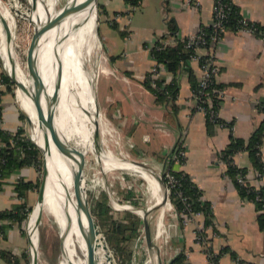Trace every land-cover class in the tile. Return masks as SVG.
Here are the masks:
<instances>
[{
    "label": "crops",
    "instance_id": "1",
    "mask_svg": "<svg viewBox=\"0 0 264 264\" xmlns=\"http://www.w3.org/2000/svg\"><path fill=\"white\" fill-rule=\"evenodd\" d=\"M231 1L246 20L264 25V0ZM214 2L139 0L137 5L125 0L100 2L106 17L108 63L95 83L99 112L118 130L122 139L120 148L140 158L141 168L158 167L162 174L168 170L184 173L210 208L208 217L200 214L183 225L180 212L170 199H165L164 204L168 201L170 208L157 227L158 210L166 204L145 211L148 226L151 217L155 226L152 236L149 227L153 247L146 245L156 251L160 264H172L177 256H182V264H207L203 247L195 242V231L201 225L208 248L216 253L219 264H264V226L259 221L260 211L239 193L219 157L232 137L246 143L260 130L258 155L264 164V39L228 28L219 41L209 45L218 67L215 80L221 92L218 117L222 125L209 124L205 114L194 108L191 82L200 75L196 60L188 59L177 72L158 64L159 77L176 82L175 98H159L145 85L146 76L157 64L151 53L155 43L174 46L201 27L210 26ZM171 22L174 32L169 27ZM206 51L199 49L197 53L203 55ZM2 73L0 62V76ZM1 90L4 93L0 101V128L13 133L22 128L26 135L25 117L17 110L11 91H6L4 85ZM177 146H182L185 152L181 163L167 157ZM233 160L248 171L252 184L261 186L249 151L236 152ZM37 179L33 166H23L0 179V211L10 210L18 203L24 204L26 211L33 202L37 204L39 196L35 189L26 191L22 199L14 189L19 180L35 182ZM153 212L156 214L152 215ZM142 215L140 224H143ZM167 229L168 239H163ZM24 241L17 223L0 220V264H25Z\"/></svg>",
    "mask_w": 264,
    "mask_h": 264
},
{
    "label": "bare ground",
    "instance_id": "2",
    "mask_svg": "<svg viewBox=\"0 0 264 264\" xmlns=\"http://www.w3.org/2000/svg\"><path fill=\"white\" fill-rule=\"evenodd\" d=\"M53 6L54 0H46L38 6L37 11L33 10L32 13L35 26H41L32 53V72L41 85L43 98H46L51 95L53 84L58 78L59 70L62 69V80L59 89V115H55V124L59 134L65 140L70 135L78 137L76 144L71 146L84 157L86 154L84 152L87 150L95 151L90 141L91 133L95 132L96 129H98L99 134L100 131L103 133L106 123L104 118L92 106L94 99L92 76L84 71L79 64L72 62L71 56L74 53L76 55L77 50L75 51V48H80L85 34L94 36V30H96L94 29L96 18L95 0H76V4L73 0L72 9L57 22H53V20L59 18L64 9L54 12ZM35 8H37V2ZM32 9H34V4H32ZM5 10L0 1V13L4 15ZM8 21L12 26V20L8 19ZM58 35H61L59 39H57ZM0 54L12 76L21 82L29 92L25 93L19 88L22 108L33 119L34 128L32 132L34 136L32 139L44 149L46 154L43 164L45 176L42 181V191L34 208V219L31 223V225L33 224V230L29 228L30 264H38V225L42 210L56 218L61 238V250L63 248L65 254L64 264H103L107 261V254L102 246H98L99 244L96 242L91 250H87L82 238V231L86 230V204L75 163L59 152L50 137L40 128L36 118V108L30 98L33 93L32 84L24 78L22 69L15 61L6 28L1 20ZM78 55L81 56L80 53ZM44 101L43 99L42 102L44 103ZM28 119L31 120L30 117ZM70 121L78 123V126H69ZM91 128H93V131L90 130ZM110 156L107 155L108 159L101 154L100 157L98 156L105 162V168L115 167L134 171L148 183L145 211L166 204L158 210L156 216L158 226H161L164 212L170 206L168 201L164 204L165 192L157 180L144 168H141L139 164L129 160H118L113 158L112 155ZM160 210L162 211L160 212ZM151 214L155 215L156 212ZM35 248L36 251L34 252Z\"/></svg>",
    "mask_w": 264,
    "mask_h": 264
},
{
    "label": "rangeland",
    "instance_id": "3",
    "mask_svg": "<svg viewBox=\"0 0 264 264\" xmlns=\"http://www.w3.org/2000/svg\"><path fill=\"white\" fill-rule=\"evenodd\" d=\"M0 1L4 6V8L6 9L4 12V16L7 19L12 20V24H13L11 26L13 33L11 39L12 48H13L12 50L14 53L13 56L15 57L16 63L22 69L24 78L31 84V80L29 79L26 69L25 54L35 26L32 18L33 15L32 13L33 10L37 11L38 6L43 4L46 0H0ZM66 1L67 0H54L53 11L57 12L59 10L64 9V5ZM36 2H37V8H35ZM100 2L101 0H95L96 18H95L94 29L96 30H94L95 31L94 36L93 35L88 36L87 34H85L82 39L83 41H81L80 48L77 49L74 47L75 51L77 50L76 55L74 53L72 54L73 56H71L72 62L74 61L77 65L79 64L84 71L88 72L92 76L93 92H94V99L92 106H94V108L98 111V114H101V116L104 118L106 123L103 130L104 132L100 136H98V138H95V132L96 131L98 132V129H96L95 132H92L90 135V141L95 151L87 150L86 152H84L86 153L84 156L85 165H86V169H85L86 187L88 190V195H90V193L92 192L93 197L96 199L99 206H100L99 199H102V196L106 195L109 211L104 216H102L100 213L99 228H100L101 236L109 244L111 248L115 264H157L156 251L149 250V248H147L146 240L144 237L145 232H144L143 224H140L137 236L132 238V240L130 241L123 242L120 238V233H119L120 224H123L125 226H131L134 223V218L127 217L125 215L126 212H131L132 214H135L139 217H141V215L144 214L146 200H147V190L149 188L148 183L134 171L115 168V167L105 168L104 165L105 162L99 158L100 154L106 157L107 159H108L107 155L109 156L112 155L113 158H117L118 160L122 159V160H129L137 164L141 163V160L138 156L130 155L128 154V152H124L123 149L120 148L119 145L122 139L118 133V130L113 128V126L110 124L108 120V117L100 113L97 106L96 97H95V83L108 63V54H107L108 49H107V43L105 38L106 36L104 30L105 28L104 23L106 17L105 14L103 13V10L100 8L101 6ZM32 4H34V9H32ZM74 4H76V0H74ZM60 36L58 35L57 39H59ZM79 53L81 54L82 57L78 55ZM0 62L3 72L7 75L5 71L6 63L3 62L1 57H0ZM59 71L60 72L58 74V77L62 73V69H60ZM10 89L17 110L19 111L20 114H22L25 117L26 123L24 125L26 129V136L34 143V140L32 139V137L34 136L32 132L34 128L33 119L31 118L30 114L22 108L19 88L15 84V82H13ZM59 89L57 92L58 99H56L55 115L56 114L59 115V109H58ZM17 100L22 109L19 107ZM28 117H30L31 120H29ZM68 125L71 127L74 125V127H76L78 126V123H73L72 121H70ZM108 129L109 131H107ZM90 130L93 131V128H91ZM77 138L78 137L75 135H70L68 136V138H66V140L72 146H74L77 142ZM41 160H42V164L35 168L38 178H40V180L43 181V178L45 176L43 170V164H44L43 156H41ZM144 169L148 171L160 183V185L163 187L165 191L162 170H160V168L158 167H147V166H145ZM129 191L133 193L134 195L133 198L138 201L140 206H136V207L132 206L125 199ZM74 199L76 200L75 197ZM33 203L34 204H31L30 208L26 210L28 218L23 225V230L25 231V235H24L25 250L28 256V261L25 262L24 260L25 264H30L31 262V251H30L28 236L30 233L29 228L32 229L33 224L31 225V223H33L32 219H34V208L36 207V202ZM125 207L129 209H125ZM170 215L171 214L169 212V216ZM155 222L157 223L156 224L157 227L158 225L157 217L155 218ZM148 223L152 236L155 227L154 217L148 218ZM160 230L162 232V228ZM165 235H163V239H168L169 229H167ZM37 241H38V247H37L38 264H64L65 254L63 252V248L61 250L62 247L61 238H60V233H59L58 224L56 222V218L50 215L48 212L45 213L43 210L38 225ZM163 250L165 251L166 249L163 247ZM35 251L36 248L34 249V252ZM103 264H109V263L105 262Z\"/></svg>",
    "mask_w": 264,
    "mask_h": 264
},
{
    "label": "trees",
    "instance_id": "4",
    "mask_svg": "<svg viewBox=\"0 0 264 264\" xmlns=\"http://www.w3.org/2000/svg\"><path fill=\"white\" fill-rule=\"evenodd\" d=\"M126 2L137 5L139 0H125ZM226 2L230 9L231 14L229 16L228 22L226 23V29L231 28L234 30H238L239 24L238 19L243 16L240 14L238 8L232 3L231 0H223ZM102 9V6H100ZM103 10V9H102ZM254 26L257 29H264V25H260L258 23H254ZM171 31H175V26L172 24L169 25ZM200 30L209 34L212 28L211 25L207 27H201ZM152 57L155 59L157 64H163L164 67L170 72H177L181 69V66L190 59V55L192 54L191 49H187L184 46L183 41H179L174 46L163 45L160 42H156L155 45L151 49ZM0 82L5 86L6 91H11L10 87L13 84L11 79L5 74L2 73L0 76ZM152 80L150 79V73L146 76L145 85L149 87L152 92L159 98H175L177 94V84L175 81L168 82L162 86L164 80L160 77L153 80L156 84V87L151 85ZM193 92L198 90V80L195 78L192 79L191 82ZM4 93V90H0V101L1 95ZM220 102H214L213 108L218 109ZM264 105V104H263ZM23 116V115H22ZM24 117V116H23ZM206 120L209 124H215L210 121L209 116L205 115ZM2 118V107L0 104V119ZM222 122L221 119H219ZM259 132H256L246 143L240 139L231 138V141L226 149L220 152V159L226 162V175L233 179L234 184L236 185L239 193L242 196H247L255 203L256 208L260 211L259 221L261 225L264 226V210H261V207L264 206V202L261 204L260 202L255 201L256 194H260L264 196V187H260L258 191L253 189V186L250 185H239L235 179V173L237 169L228 165L229 157L234 155L238 151H249L251 159L253 160V166L255 169L259 171L264 170V164L261 162L259 153ZM13 140L14 145H10V141ZM0 143L2 146L0 147V179H3L9 176L12 172L20 169L23 166H33L38 167L42 164L41 156L42 153L40 149L30 140L25 134L22 128H19L16 132H9L2 128H0ZM243 171H247L242 168ZM175 177L180 179L181 182V190L185 196L188 198V203L190 204V209L193 211L201 212L205 217H208L210 214V208L206 202L198 201V197L201 195L200 190L188 179V177L182 172H175L172 170H168ZM41 180L38 178L35 182H29L24 180H19L15 183L14 189L17 193L18 197L22 199L24 194L29 189H35L39 193ZM1 186V182H0ZM133 193L131 191L128 192L125 199L128 203L137 206L138 201L133 198ZM171 203L174 205L175 209L178 212H181L184 208L183 202L174 194H170L169 197ZM100 203V213L102 216L106 215L109 211V206L107 204L106 195L102 196V199H99ZM25 206L22 203H18L13 205V208L10 210L0 211V220H10L13 223H17L20 227L21 234L24 236L25 231L23 230L24 222L27 220V213L24 210ZM142 208V207H141ZM127 217H133L134 223L131 226H125L123 224L119 225V233L120 238L123 242H127L132 240V238L136 237L138 234V230L140 227V217L132 214L131 212H126ZM22 257L25 262L28 261V256L26 250L22 252ZM14 261L17 263V259ZM182 264L183 259L182 256H177L173 261V263Z\"/></svg>",
    "mask_w": 264,
    "mask_h": 264
},
{
    "label": "built area",
    "instance_id": "5",
    "mask_svg": "<svg viewBox=\"0 0 264 264\" xmlns=\"http://www.w3.org/2000/svg\"><path fill=\"white\" fill-rule=\"evenodd\" d=\"M231 14V9L226 2L223 0H215L213 5V21L211 24V32L207 34L202 30H198L196 33L186 36L182 41L184 42V46L187 49L192 50V54L190 55L191 60H196L199 63L200 67V75L198 77V90L193 92L194 98V108L196 111H200L203 114H207L211 122L215 124H221L218 117V109L213 108L214 102H220L221 92L219 88L216 86V76L218 73V67L215 60V55L212 51L208 50L209 45L211 43H215L219 41L226 29V23L228 22L229 16ZM255 23V22H254ZM238 30L243 31L245 33H252L257 35L258 37L264 39V29H257L251 21L246 20L244 17L238 19ZM199 49H206L207 51L200 55L197 53ZM159 77V65L156 64L150 71V79L152 80L151 85L156 87V84L153 82L156 78ZM166 81L162 83V86L165 85ZM2 83L0 82V90L2 87ZM2 123V118L0 119V126ZM10 145L13 146V140L10 141ZM2 144L0 143V147ZM185 152L182 146H177V148L169 154L167 157L170 161L175 163H181L184 159ZM233 156L229 157L228 165L234 166L237 171L235 173V179L239 185H250L253 186V189L258 191L260 187H264V170L255 171V176L260 180L261 186L254 185L251 182L248 171H243L241 167L237 166L234 163ZM226 164V162H225ZM163 180L165 185V195L167 196V200L169 201L170 194L176 195L184 204L183 210L180 212V219L183 225L188 224L192 221L195 216L202 214L199 211H193L190 209V204L188 203V198L185 196L180 188L181 182L180 179L171 174L170 171H166L163 174ZM246 199L252 201L253 200L245 196ZM198 201L203 202L201 195L198 197ZM255 201L260 202L261 204L264 202V196L260 194H256ZM261 210H264V206L261 207ZM195 242L201 245L204 249L207 264H219L218 256L212 250H209L207 245V236L204 233V227L198 226L195 231ZM247 264V263H241Z\"/></svg>",
    "mask_w": 264,
    "mask_h": 264
},
{
    "label": "water",
    "instance_id": "6",
    "mask_svg": "<svg viewBox=\"0 0 264 264\" xmlns=\"http://www.w3.org/2000/svg\"><path fill=\"white\" fill-rule=\"evenodd\" d=\"M72 7H73V0H67L64 5V10L61 16L57 19H54L53 22H57L63 17H65L68 14V12L72 9ZM0 20L3 23L4 27L6 28V31L8 34V40L10 43V48H11V51L13 52L12 41H11L13 33H12L11 25L9 24L8 19L5 18V16L1 13H0ZM40 29H41V26H34L33 33H32V36L29 41L26 54H25L26 69H27L29 79L31 80L32 88H33V93L32 95H30V98H31L33 105L36 108V118H37L40 128L45 132L46 135L50 137L51 141L53 142L57 150L63 153L64 155H66L69 159L73 160L75 163L79 184L81 186V190H82L85 204H86V215H85L86 230L82 231V238H83V241L85 243L87 250H91V247L93 246V244L97 242V244H99L98 246H102V248L105 250L107 254L106 263L115 264L111 248L109 244L103 239L100 233V228H99L100 206L98 205V202L96 201V199L93 197L92 192L90 193V195H88V190L86 187V179H85L86 165H85L84 157L80 155L79 153H77L74 150V148L71 146V144H69L63 137H61V135L59 134L57 130L56 124H55V106H56L57 92L61 84L62 73L55 80L51 95L49 97L43 98L41 94V85L37 81V79L34 77L33 72H32V64H31L32 53H33V49L35 47L36 40H37ZM5 71L8 77L11 79V81L15 82L18 88H21L25 93H29L27 88L21 82H19L17 79H15L12 76L11 71L9 72L7 65L5 67ZM43 99L45 100L44 103L42 102ZM98 136L99 134L96 131L95 138H98ZM34 143L41 150L43 154V159L45 160L46 154H45L44 149L41 148L35 141ZM41 191H42V180H41L40 189L38 193L39 197L41 195ZM165 199H167L166 195H165ZM125 209H129V208L125 207ZM142 219H143V224H144L143 226H144L146 243L149 248H152L153 244L151 242L149 226L147 224V213H144L142 215ZM29 244H30V241H29ZM78 253L80 255L79 251ZM158 264L160 263L158 262Z\"/></svg>",
    "mask_w": 264,
    "mask_h": 264
}]
</instances>
